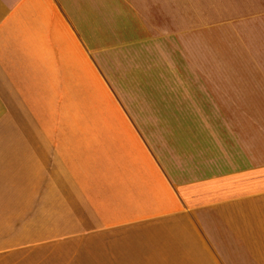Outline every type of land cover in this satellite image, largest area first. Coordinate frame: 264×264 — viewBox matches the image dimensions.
Returning a JSON list of instances; mask_svg holds the SVG:
<instances>
[{
	"label": "crops",
	"instance_id": "crops-1",
	"mask_svg": "<svg viewBox=\"0 0 264 264\" xmlns=\"http://www.w3.org/2000/svg\"><path fill=\"white\" fill-rule=\"evenodd\" d=\"M134 3L167 46L241 24L264 78V0ZM109 27L95 0H0V238L26 239L0 252L102 231L121 264H264V128L210 153L189 120L143 116L96 46Z\"/></svg>",
	"mask_w": 264,
	"mask_h": 264
},
{
	"label": "rangeland",
	"instance_id": "rangeland-1",
	"mask_svg": "<svg viewBox=\"0 0 264 264\" xmlns=\"http://www.w3.org/2000/svg\"><path fill=\"white\" fill-rule=\"evenodd\" d=\"M134 4V0H95V9H104L110 18L109 28H96V46L102 47V39L105 47L109 43L105 68L112 86L122 88L120 96L143 107V116L159 112V116L189 120L190 126L177 127L180 135L190 133L191 141L198 140L200 149L210 153L214 135L225 139L231 129L259 140L264 92L250 91L254 85H264L256 83L264 78L254 77L260 73L256 66L260 63L247 60L243 26L221 27L220 23L187 39L184 46H167L166 39H156L166 31L150 29L151 9H134ZM98 19L96 15V26ZM22 241L26 239L0 238V249ZM125 244L119 233L101 231L0 252V264H121Z\"/></svg>",
	"mask_w": 264,
	"mask_h": 264
}]
</instances>
